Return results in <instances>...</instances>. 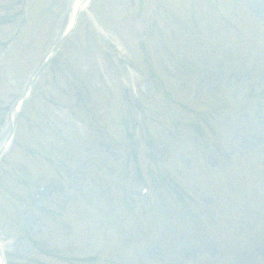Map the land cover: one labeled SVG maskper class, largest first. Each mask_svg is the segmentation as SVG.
<instances>
[{
	"label": "rangeland",
	"instance_id": "374dc122",
	"mask_svg": "<svg viewBox=\"0 0 264 264\" xmlns=\"http://www.w3.org/2000/svg\"><path fill=\"white\" fill-rule=\"evenodd\" d=\"M122 1L96 0L103 24L83 16L21 109L0 162V256L264 264V4ZM75 2L0 0V142Z\"/></svg>",
	"mask_w": 264,
	"mask_h": 264
},
{
	"label": "bare ground",
	"instance_id": "6f19581e",
	"mask_svg": "<svg viewBox=\"0 0 264 264\" xmlns=\"http://www.w3.org/2000/svg\"><path fill=\"white\" fill-rule=\"evenodd\" d=\"M87 1H88V0H76L75 5H74V6H75V10H74L73 14H74L78 9L83 8V7L86 5ZM250 3H251L252 6H256V5L259 4V3L264 4V0H251ZM71 23H72V22H71ZM0 147L2 148V147H3V144H2ZM4 147H5V146H4ZM1 148H0V149H1Z\"/></svg>",
	"mask_w": 264,
	"mask_h": 264
}]
</instances>
